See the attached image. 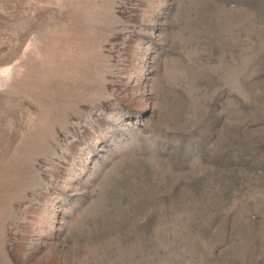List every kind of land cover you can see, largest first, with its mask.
Returning <instances> with one entry per match:
<instances>
[{
	"label": "rangeland",
	"instance_id": "1",
	"mask_svg": "<svg viewBox=\"0 0 264 264\" xmlns=\"http://www.w3.org/2000/svg\"><path fill=\"white\" fill-rule=\"evenodd\" d=\"M0 264H264V0H0Z\"/></svg>",
	"mask_w": 264,
	"mask_h": 264
}]
</instances>
